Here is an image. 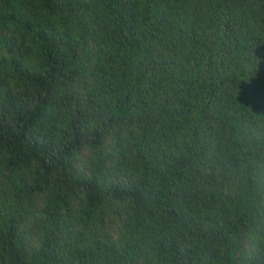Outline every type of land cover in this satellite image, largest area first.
<instances>
[{
    "label": "trees",
    "instance_id": "obj_1",
    "mask_svg": "<svg viewBox=\"0 0 264 264\" xmlns=\"http://www.w3.org/2000/svg\"><path fill=\"white\" fill-rule=\"evenodd\" d=\"M0 264H264V0H0Z\"/></svg>",
    "mask_w": 264,
    "mask_h": 264
}]
</instances>
